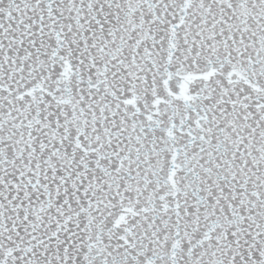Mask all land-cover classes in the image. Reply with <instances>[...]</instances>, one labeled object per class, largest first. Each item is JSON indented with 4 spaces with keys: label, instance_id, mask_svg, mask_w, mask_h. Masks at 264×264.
Segmentation results:
<instances>
[{
    "label": "snow or ice",
    "instance_id": "6c2138e0",
    "mask_svg": "<svg viewBox=\"0 0 264 264\" xmlns=\"http://www.w3.org/2000/svg\"><path fill=\"white\" fill-rule=\"evenodd\" d=\"M0 264H264V0H0Z\"/></svg>",
    "mask_w": 264,
    "mask_h": 264
}]
</instances>
